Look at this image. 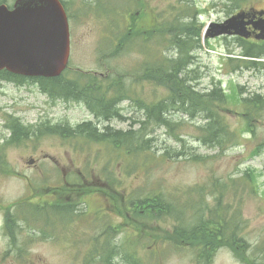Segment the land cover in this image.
Segmentation results:
<instances>
[{
  "label": "rangeland",
  "instance_id": "1",
  "mask_svg": "<svg viewBox=\"0 0 264 264\" xmlns=\"http://www.w3.org/2000/svg\"><path fill=\"white\" fill-rule=\"evenodd\" d=\"M255 1L258 6H264V0ZM5 2L13 4L15 0ZM74 2L78 9L77 0ZM81 2L82 10L93 6L104 12L80 17L75 9L72 10L71 59L65 78L75 77L79 70L92 75L105 74L108 76L105 86L114 87L110 77L118 79L122 74L124 76L119 81L126 77V85L133 87V99L115 100L114 94L106 100L110 104L116 101L117 105L112 104V108L116 107L122 116L110 121L102 119L98 127L100 131L105 125H111L113 130L139 129L144 125L145 111L136 106V102L150 105L169 96L170 89L156 80L147 79L143 70L146 64L152 66L160 54L175 57V52L168 50L167 44L173 28L171 20L175 22L174 18L179 17L180 28L192 24L195 29L194 39H191L194 52L190 53L194 63L189 66V71L185 68L180 77L189 78L188 84L199 91H210L217 83L226 97L231 98L230 94L236 97L226 99L222 114L230 127L240 133L238 142L224 151L203 145L197 133L198 127L205 123V113L199 112L188 118L175 114L178 116L173 117L174 121H180L174 128H178L176 131L166 127L152 131L150 136L155 142L149 155L129 154L126 147L119 148L120 151L112 150L106 144L88 142L81 137L77 141L83 147L78 150L74 146L75 139L42 134L40 129L55 125L74 128L78 123L95 122L96 118L83 104L74 99L51 97L32 80L24 88L11 86L13 121L22 123L26 129L22 127L15 136V140L20 142L13 141L4 149L9 160L0 162V193L11 203L18 202L21 198L30 197L31 186L44 190L43 187L59 180L48 178V175L53 176L57 172L61 173L60 176L64 173L70 175L68 172L77 175L79 170L92 172L95 181L100 179L101 186L106 188L102 190L101 202L93 197L84 200V194L74 193L75 209L80 214L86 209H102L101 214L105 215L95 220H92V213L75 216L72 228L77 218L75 233L86 231L90 236L87 243H75V248L69 251H62L60 243L58 249L46 248L42 261L38 257H11V264H91L92 261V264H99L101 254L95 248L101 233L103 243L110 240L125 245L131 252L136 250L145 264H204L195 258L193 250L199 247L187 242L176 243L177 239L171 232L178 221L174 214L157 219V215L144 211L134 213L133 202L149 192H163L167 200L177 201L179 207L182 205L186 226L196 221L199 209L193 203L203 200L212 206L221 197L229 206L230 215L239 219L240 233L247 240L244 255L247 261L244 263L232 250L221 248L209 264H264V110L259 113L251 111L249 115L243 102L244 98L254 94L264 96V59L251 61L245 57V51L250 47L243 41L239 44L236 39L226 36L208 37L210 23L224 20L223 14H208L205 9L219 3L218 0ZM129 10H132L131 14ZM109 16L116 17L119 22L112 21ZM18 98H21L20 103ZM24 130L28 131V136ZM175 134L184 139L186 150L182 149V142ZM169 149L171 152L165 154ZM194 155L204 158L199 160ZM49 156L58 161L59 167L46 158ZM33 159L37 160V165L29 163ZM76 175L75 179L78 178ZM100 175L103 176L99 178ZM121 196L122 207L117 205L118 213L113 216L111 209L115 208V200ZM57 197L65 199L66 195ZM193 206H196L194 210ZM31 221L41 222L44 229L48 225V221H36L27 213L22 220H15L11 234L33 233L34 226L29 225ZM2 224L3 216L0 214V242L5 240ZM12 245L23 246L22 243ZM84 247H89L87 256L82 252ZM4 252L5 247H0V258ZM123 256L122 253L112 264H128Z\"/></svg>",
  "mask_w": 264,
  "mask_h": 264
},
{
  "label": "trees",
  "instance_id": "2",
  "mask_svg": "<svg viewBox=\"0 0 264 264\" xmlns=\"http://www.w3.org/2000/svg\"><path fill=\"white\" fill-rule=\"evenodd\" d=\"M2 2L4 3L5 0H0V3ZM147 11L148 9L145 7V12ZM174 19L175 22L171 20L173 28L170 30V40H168L167 45L168 50L175 52V57L161 56L160 54L156 56L152 63L147 62L151 63L152 66L146 64L143 70L147 79L156 80L158 84L167 86L170 93L169 96L167 95L150 105L136 102V106L145 111V119L142 120L143 126L136 130H113L108 126L100 131V129L91 125V121H87V123L77 125L76 128H64L60 125L44 126L43 129H40L41 133L59 135L64 139H75L76 144L74 145L76 147L79 146L77 139L81 137L92 142L106 143L112 150L126 147L129 154L134 152L135 156L149 155L152 144L155 142L154 138L150 136L152 131L165 127L174 130L178 125L177 122H180L174 121L173 117L178 116L175 114H181V116L188 118L196 116L199 112H204L205 123L198 127L199 131L197 133L201 143L219 151H224L235 145L238 142L240 133L235 128L230 127L222 114L223 106L228 98L224 95L222 88L216 83L210 91L202 92L188 84L189 78L186 76L180 77L183 70L186 68L189 71V66L194 63V60H191L190 53L194 52L191 39H194L195 29L192 24H186L182 29L179 27V17ZM166 51L164 50V53ZM260 55L261 51L256 52L252 49L245 52V56L251 58H257ZM65 74L57 78L28 77L26 79L38 82L42 90L51 97L85 101L95 115L105 119H109L111 115L119 114L118 110L116 112L110 110L113 103L106 102L112 95H116L115 100H124L128 97L134 98L132 95L133 87L126 85V77L125 80L119 81V78L124 76L122 74L119 75L117 80H114V87L105 86L106 79L99 81L97 78L94 79L95 76L83 72H76L73 78H65ZM93 81L96 87L91 86L90 83ZM230 97L228 99L236 98L231 94ZM90 99L98 103L92 105ZM243 102L249 111V115L251 111L259 113L264 110V96L260 94L246 97ZM150 124H152V130H150ZM22 127L25 128L24 126L15 127L14 139L18 130H21ZM24 131L25 135L28 136V131ZM175 136L182 142V149L186 150L183 143L184 139L178 134H175ZM169 152H171L170 149L165 154ZM151 156L153 157V155ZM194 156L199 160L204 158L199 155ZM81 188L82 191L92 189L87 186ZM116 203H120V201H116ZM178 204L175 200H167L163 192H149L133 202V207L135 208L134 213L141 214L144 211L145 213L157 215V219L167 216V214H174L175 219L178 221L171 232L177 239L176 243L187 242L192 246L199 247L193 250L197 261H202L204 264L211 263L217 250L222 247L232 250L240 260L247 261L244 260L247 240L240 233L242 228L238 224L237 220L239 219L236 215H230L229 206L223 202L221 197L217 198L212 206L203 200L197 202V204L193 203L192 205L198 206L199 211L196 221L193 224H188V226H186V219L182 218L184 217L183 206L180 205L179 207ZM191 208L194 210L196 206ZM100 240L99 235L97 237L98 245L95 248V251L101 254L99 264H112L113 260L119 258L122 253L124 255L123 260L128 264H145L136 250L131 252L126 249L125 245L110 240L103 243ZM241 251L242 253H240Z\"/></svg>",
  "mask_w": 264,
  "mask_h": 264
},
{
  "label": "flooded vegetation",
  "instance_id": "3",
  "mask_svg": "<svg viewBox=\"0 0 264 264\" xmlns=\"http://www.w3.org/2000/svg\"><path fill=\"white\" fill-rule=\"evenodd\" d=\"M65 7V10L68 15L69 25H70V33H71V42H72V22H73V13L72 10L75 9L78 15L84 16L86 14H99L101 15L104 11H97L96 7L89 6L85 10H82V2L81 0H77L79 4V8H76V3L74 0L71 2L70 0H60ZM219 3L212 4V6H206V12L208 14L216 13L223 14L224 20L231 18L237 14H243V17L240 18V21L246 23V31L249 33L248 36H241L237 34H231L226 36L227 38L236 39V41L241 44V41L245 42V44H249L248 47L252 48L254 46H260L264 48V6H258L255 0H218ZM97 11V12H96ZM110 17V16H109ZM92 20V18H90ZM113 21L115 19L119 22V20L115 17H110ZM223 20V21H224ZM115 24V23H114ZM90 34V33H89ZM111 45L114 44V40L110 41ZM72 44V43H71ZM249 48V49H250ZM247 49L246 51H248ZM231 50V49H230ZM245 51V52H246ZM262 59H264V49L261 51ZM94 72V71H93ZM94 78H97L99 81L105 80L108 78L105 74H97L95 73ZM92 87H96L95 82L90 83ZM13 86L14 88H24L26 86V77L23 75L12 73L6 69L0 70V119L4 122L0 123V162H6L9 160V157L4 150L7 145L13 142L15 139L13 138V134L15 131V127L23 125L22 123L17 121H13V116L11 115V93L10 88ZM14 99L16 97H13ZM19 99V103L21 98ZM15 101V100H14ZM80 104H83L86 109L89 111L91 108L86 102L79 101ZM94 105L97 103L94 102ZM92 111V110H91ZM90 111V112H91ZM94 113V112H93ZM92 114V113H91ZM95 114V113H94ZM93 115V114H92ZM94 116V115H93ZM96 121L91 123L92 126L96 128H100V124L103 117L94 116ZM112 119V116L108 121ZM10 123L14 125L12 127L13 132H11ZM113 129L111 125H105L104 128L108 127ZM8 132V133H7ZM22 139V138H20ZM52 160L53 163L58 166V161L52 156L46 157ZM31 165H37V160H32ZM43 171V170H42ZM65 172V171H63ZM68 175L64 173V176H60V172L53 174V176L48 175V178L58 179L54 184L47 185L43 187V189H37L36 186H31L30 197L28 199L21 198L18 202L11 203L9 199H7L4 194L0 193V214L3 216V224L2 230L5 233V240L0 242V247H5V252L1 255L0 264H11V257L13 258H32L38 257L43 259L45 257V249H58L59 244L62 243V251H69L75 248V243H87L89 241V234L86 231L75 233V227L78 226V220L76 218V225L73 227V222L75 220V216L78 217L80 215H84L87 213L88 215L92 213V220L99 219L105 215L102 209L90 211L86 209L80 214L78 209H75V196L74 193L84 194L83 199L93 197L97 201L102 200L104 193H102L103 189H106L104 186H101L100 179L99 182L95 181V177L92 172L83 173L79 170L80 178L75 180L74 175L75 172ZM102 175L99 176V178ZM96 182L94 187H91L89 183ZM91 187L87 191H91L89 193H85L82 191L81 187ZM107 187V186H106ZM58 196L66 195L65 199L59 198ZM97 197V198H96ZM120 198L115 200V208L111 209V213L115 216V213H118L116 201H120ZM34 203V204H31ZM26 207V208H25ZM31 207V208H27ZM105 208V207H104ZM107 212V210H106ZM33 216L36 221L38 220H46L48 221L47 227L44 229L43 224L41 222H33L29 223L30 226H34L33 233L24 235V234H11V229L15 223L16 219H23L26 214ZM86 214V215H87ZM22 243L23 246L19 247L17 245ZM84 255H89V247H84L82 250Z\"/></svg>",
  "mask_w": 264,
  "mask_h": 264
},
{
  "label": "water",
  "instance_id": "4",
  "mask_svg": "<svg viewBox=\"0 0 264 264\" xmlns=\"http://www.w3.org/2000/svg\"><path fill=\"white\" fill-rule=\"evenodd\" d=\"M240 17L212 23L207 35L248 36ZM69 57V24L60 0H16L13 8L0 5V70L56 77L67 67Z\"/></svg>",
  "mask_w": 264,
  "mask_h": 264
},
{
  "label": "bare ground",
  "instance_id": "5",
  "mask_svg": "<svg viewBox=\"0 0 264 264\" xmlns=\"http://www.w3.org/2000/svg\"><path fill=\"white\" fill-rule=\"evenodd\" d=\"M80 101H81V100H80ZM82 102H85V101H82ZM90 102H91L92 105H94L93 103L96 102V101H92V100L90 99ZM96 103H98V102H96ZM112 107H113V105L111 106L110 110H112L113 112H114V111L116 112V111H117V110H115L116 107H115V108H112ZM113 112H112V113H113ZM118 113H119L118 115H111L112 118H117V117H121V116H122V115L120 114V111H119V110H118ZM109 119H110V118H109ZM22 126H24V125H22ZM24 127H25V126H24ZM62 127H63V126H62Z\"/></svg>",
  "mask_w": 264,
  "mask_h": 264
}]
</instances>
